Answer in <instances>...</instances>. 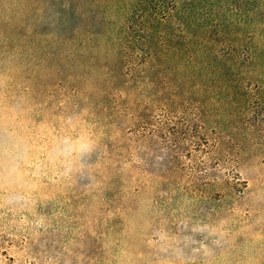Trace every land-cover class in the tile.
Listing matches in <instances>:
<instances>
[{
    "label": "rangeland",
    "instance_id": "obj_1",
    "mask_svg": "<svg viewBox=\"0 0 264 264\" xmlns=\"http://www.w3.org/2000/svg\"><path fill=\"white\" fill-rule=\"evenodd\" d=\"M0 264H264V0H0Z\"/></svg>",
    "mask_w": 264,
    "mask_h": 264
}]
</instances>
